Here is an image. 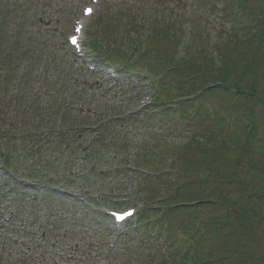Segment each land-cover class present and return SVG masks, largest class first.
Segmentation results:
<instances>
[{
  "label": "rangeland",
  "instance_id": "1",
  "mask_svg": "<svg viewBox=\"0 0 264 264\" xmlns=\"http://www.w3.org/2000/svg\"><path fill=\"white\" fill-rule=\"evenodd\" d=\"M1 3L2 11L9 13L3 25L5 33L11 28L20 32L21 37L13 45V55L19 58H12V73L6 74L5 67L0 66V95L4 94L0 98V151L8 148L12 163L11 169L0 166V264H185L181 259L187 246L202 244L200 264H207L202 260L208 252L216 251L221 256L219 248L223 244L244 251L241 259L264 264V198L254 199L256 213L250 225L237 219L231 207L228 210L217 200L193 207L168 224L167 206L162 209L160 201H153L158 195L165 198L167 205L171 203L170 197L177 196L173 185H185L199 198L210 192L219 197V189L226 197L240 198L242 191L229 185L223 175L233 176L234 171L242 176L245 170L231 162L232 154L224 152L223 144L235 146L230 151L232 160L238 157L247 166L246 157L251 154L242 145L246 144L249 132L247 123L254 121L258 130L254 145L258 151L252 161L262 169L264 107L256 102L243 106L247 100L221 93L206 97L197 94L195 100H190L194 106L183 116L178 106L161 95L157 96L161 103H153L156 87L163 89L156 78L170 69L168 59L156 67L160 74L150 73L155 68L150 54L143 64L137 61L133 65L134 72L124 68L112 74L106 66L89 60V49L78 52L80 59L74 60L64 42L74 17L83 23L79 39L85 43L93 35L102 49H107L108 44L128 48L130 42L122 38L128 33L134 39H144L140 29L146 23L153 32L143 46L148 49L158 43L161 57L174 54L189 62L196 59L192 54H196L197 60L206 54L204 74L217 78V66L225 55L224 42L226 37L230 39L227 33L235 32V19L240 24L239 17L232 12L231 0ZM84 5H91L94 13L83 17ZM14 10L20 12L18 19L11 14ZM250 17H241L244 26ZM14 19L23 20L24 26ZM132 26L135 32H130ZM154 28L160 33L158 39L153 36ZM171 34L172 40L166 37ZM7 48L11 46L8 44ZM236 52L228 54L227 64L235 60ZM263 69L260 86L264 85ZM191 79L184 72L180 77L168 76L164 83L175 89L173 98L196 91ZM188 80L191 82L184 88ZM204 83L197 90H202L207 84ZM145 97L152 98L151 105L143 113L134 112L141 104L139 100L145 101ZM250 105L254 111L248 109ZM96 121H102L100 127L90 126ZM80 124L90 127L78 130ZM5 127H11L15 133ZM201 138L210 150L209 159L203 160L198 151V163L193 158L190 168H182L180 157L188 162L187 150L201 142ZM83 153L86 159L81 156ZM152 155L161 158L154 160ZM167 156L173 157L172 163ZM140 167L149 169L152 175L148 176L158 174L160 168L177 173H163V177L151 178L141 186L147 174H142ZM209 167L221 170L222 175L208 176ZM261 171L253 181V190L264 195ZM28 173L32 180L26 177ZM143 192L155 193L147 203L152 207L147 210L151 211L144 217L141 209L147 199ZM127 207L136 210L130 223L116 226L106 216V209ZM163 210L165 213L160 216ZM225 214L230 215L229 220ZM228 233L230 236L226 237ZM197 240L202 242L196 243ZM228 255V263H232L235 254Z\"/></svg>",
  "mask_w": 264,
  "mask_h": 264
},
{
  "label": "trees",
  "instance_id": "2",
  "mask_svg": "<svg viewBox=\"0 0 264 264\" xmlns=\"http://www.w3.org/2000/svg\"><path fill=\"white\" fill-rule=\"evenodd\" d=\"M6 1V0H5ZM8 1V0H7ZM237 2H240L241 10H242V15L238 16L240 19V24H242V29L241 25L237 24V21L235 19L234 25H233V31L231 34V31L227 33L229 35V41L226 37L225 39V48H223V53L225 55L222 56L221 60L219 61V65L217 66V73L219 77L215 78H209L207 77L204 72H205V66L208 64V57H206V54H204L201 59L197 60L196 54H192L193 58H196L193 60V62H189L187 58H181L177 57L176 55L172 54H165L164 57H161L159 55L161 47L158 43H154L153 45L148 47L147 45L142 53H140V46L139 48L136 47V50H132L128 48H124L122 45L118 46V48L114 47H108V49H103L100 47L96 48V58L104 61V62H110L114 65H116V68H126V69H131L134 70L133 65L137 63V61L141 64L145 62V60L148 58L147 55L150 54L152 55L153 59L155 60L154 66L155 68H152L150 73L155 72L156 74L158 71L156 70V67L161 63L162 61H169L170 64V69H168V72L162 75H159L156 79L157 81L161 82V85L163 86V89L159 88L157 89L158 92L160 93L161 97L171 99L176 92L175 89H173L169 84L166 86V83H164L165 79L168 78V76H174V77H180L184 74V72H187L192 76L191 81L194 82V90L199 88L200 85L206 81V85L209 86L206 88L202 89V96H214L219 93L223 94L224 96H233V97H239L240 99L247 100L248 102L245 103L243 106H246L247 104H252L253 102H256L261 104L264 107V85L260 86L259 81L263 77L261 72L264 67V57L262 53L264 52V0H231L232 3V8L234 9V6ZM2 0H0V66L5 67V70L7 71L6 74L12 73V58L17 59L19 58L16 57V55H13L15 52V49L13 48V45L16 46V44L19 41V38L21 37L20 32L16 31H11L12 29L10 28V31L5 33V29L3 28V25L7 23V17L9 13L2 11ZM13 16L18 19L20 17V12L17 10H14ZM251 16L250 22L244 26L242 23L241 17H244L245 15ZM19 26H24L23 20L16 21ZM20 23V24H19ZM6 25V24H5ZM172 23L169 25L171 26ZM235 26V27H234ZM18 27V26H17ZM238 28L241 30L239 31ZM130 29H132L130 32H135L134 26H132ZM19 30V29H18ZM153 32L152 29H150L149 33L147 36H150L149 34ZM132 33H128L126 35H121L122 38L124 37L127 42H130V44L133 45L134 37H131ZM156 39L160 36V33L155 31L154 28V35ZM13 37V38H12ZM170 40L174 39L172 38V34L170 36H166ZM166 39V38H165ZM163 40V42L165 41ZM116 43V41H115ZM5 44V45H4ZM8 44L11 46V49H8L7 46ZM99 44V42H98ZM114 44V43H113ZM129 44V45H130ZM164 44V43H163ZM162 44V46H164ZM12 50V53L9 52ZM236 52V57L235 60H232L229 64H227L226 60H228V54L231 52ZM104 52V53H103ZM164 53V52H163ZM196 53V52H195ZM241 53V55H239ZM129 55V56H128ZM221 57V56H220ZM136 60V61H135ZM148 60V59H147ZM2 61V62H1ZM161 61V62H160ZM17 62V61H16ZM262 66V68H260ZM153 67V65H152ZM264 70V69H263ZM260 71L259 76L258 72ZM159 78V79H158ZM214 78L216 80H214ZM190 80L185 81L184 88L188 85V83L191 82ZM205 84V83H204ZM203 84V85H204ZM171 87V88H170ZM182 89V88H181ZM201 90V89H200ZM183 91V90H182ZM187 94V93H186ZM195 99V98H193ZM194 105L190 101V99H183L180 100L179 102V112L184 116L186 111L189 108H192ZM251 108L252 111L255 109L252 108V105L248 107V109ZM217 113V111H216ZM221 121V118H220ZM249 127L247 128L249 130L247 136H246V144L242 145V149L245 152H248L251 155H248L247 162L248 165L244 163L242 165L241 159L240 158H235L232 160L233 153L230 152L231 150H235V146H227L226 144H223L224 146V152L225 153H231L232 156L231 162L234 164H238L240 168L245 170V173L240 176L239 174H234L233 171V176L230 178L227 176V183L229 185H234L237 189L241 190L240 198H236V196H225L224 193L219 189V197H216L215 199L218 200V204L220 206H228V210H230L229 207L232 208L233 215L236 216L237 219L241 220L242 222H246L245 225H250L251 221L254 218V214L256 213L255 211V206L254 205V199L257 201H261L262 198H264V195L262 193H258L253 190L254 184L253 181L256 180V174L258 170L264 171V166L261 169L260 165L252 161V156L254 153H257V148L255 147L254 143L256 142L255 140L257 139V125L254 123V121H250ZM6 130L10 131L11 134H14L15 131L12 130L11 127H5ZM5 133V132H4ZM23 134V132H21ZM6 134V133H5ZM20 134V133H19ZM27 137V136H26ZM22 136L21 138H26ZM210 138V137H209ZM202 139V138H201ZM207 142V141H206ZM244 147V148H243ZM193 151H199L200 154H202V157L204 159H209L210 157V150H207L204 147L203 142H197L196 146H192L191 149H189V153ZM264 161V160H263ZM6 163H8L9 166H11V157L8 155L6 157ZM210 169V174H214L217 178H219L221 170H216L214 167H209ZM212 170V171H211ZM261 171V172H262ZM251 175L249 177L248 175ZM226 176V175H223ZM225 178V177H224ZM222 183V182H221ZM221 192V193H220ZM155 193H151L149 196L154 197ZM187 189L181 187L180 190L178 191L177 196L170 197L171 198V203L173 206H168V213L166 214V220L171 224V222H174L177 217L181 213H185L186 211L190 209H195L193 208L194 206H198L200 204H205L209 203V199L205 198H199L197 197L193 204L187 205L185 204L184 199L187 198ZM210 197H213V193L209 195ZM178 198H182V201H178ZM245 199V200H243ZM214 202V199H213ZM151 210H146L144 209L142 217L146 216L147 213ZM196 211V210H195ZM195 211L193 213H195ZM191 212V211H190ZM230 216V215H229ZM227 214H225V217L229 220V217ZM264 220V218H262ZM169 226V225H168ZM230 234L228 233L226 237H229ZM199 243V242H196ZM231 245H234V241L231 242ZM203 246L200 245V247H191L187 246L185 249L186 253L183 255V259L185 260V256H191V261L192 264H199L198 262L199 259L201 258V253L202 249L201 247ZM218 247V246H217ZM229 246L225 247V244L220 246V250L222 252L221 256H217L216 251L214 252H208L207 257L204 258L202 261H205L204 263L207 264H254L252 261H247L246 259H241L244 255V251L241 249L237 250V248H231L229 249ZM232 252L235 254V260L232 263H228L229 255L228 253ZM248 250L246 251V253Z\"/></svg>",
  "mask_w": 264,
  "mask_h": 264
},
{
  "label": "snow or ice",
  "instance_id": "3",
  "mask_svg": "<svg viewBox=\"0 0 264 264\" xmlns=\"http://www.w3.org/2000/svg\"><path fill=\"white\" fill-rule=\"evenodd\" d=\"M90 11V10H89ZM73 42H75V40H73ZM129 215L131 214V213H128Z\"/></svg>",
  "mask_w": 264,
  "mask_h": 264
}]
</instances>
